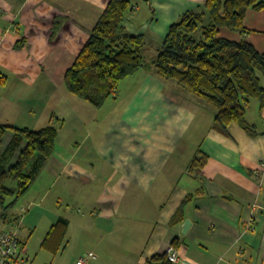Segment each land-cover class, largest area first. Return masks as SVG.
Instances as JSON below:
<instances>
[{
    "label": "crops",
    "instance_id": "crops-1",
    "mask_svg": "<svg viewBox=\"0 0 264 264\" xmlns=\"http://www.w3.org/2000/svg\"><path fill=\"white\" fill-rule=\"evenodd\" d=\"M142 1L144 10L136 5L122 24L148 50L205 2ZM106 2L0 0V123L36 129L52 115L63 120L53 155L10 211L21 255L27 264H73L85 252L95 254L93 264H146L177 238L176 264H264V210L252 206L264 207V105L247 104L254 133L238 124L217 132L215 110L193 96L156 122L148 111L163 81L143 69L121 111L130 112V133L99 125V108L70 95L63 79ZM244 25V39L264 52V8L248 10ZM219 36L240 38L223 28ZM199 154L201 171L189 170ZM60 217L66 241L52 253L42 241Z\"/></svg>",
    "mask_w": 264,
    "mask_h": 264
},
{
    "label": "trees",
    "instance_id": "trees-1",
    "mask_svg": "<svg viewBox=\"0 0 264 264\" xmlns=\"http://www.w3.org/2000/svg\"><path fill=\"white\" fill-rule=\"evenodd\" d=\"M263 8L264 0H205L170 24L159 48L149 54L144 36L122 24L132 9L131 0H107L89 38L65 70L63 85L70 95L100 108L109 98H117L121 80L142 68L163 82L174 81L182 91L211 106L215 110L212 127L217 132L226 135L230 124H238L254 133L246 111L251 99L264 105V52L244 39L250 31L244 19L248 10ZM220 28L240 38L221 37ZM62 124L54 115L36 129L0 123L3 222L15 225L17 217H11L10 211L53 155ZM205 161V155H196L189 170L201 171ZM10 181L15 185H9ZM67 225L65 218H58L42 247L57 253L65 244ZM171 245H178L177 238ZM146 264L173 263L163 253L151 256Z\"/></svg>",
    "mask_w": 264,
    "mask_h": 264
},
{
    "label": "rangeland",
    "instance_id": "rangeland-1",
    "mask_svg": "<svg viewBox=\"0 0 264 264\" xmlns=\"http://www.w3.org/2000/svg\"><path fill=\"white\" fill-rule=\"evenodd\" d=\"M136 5H139L141 8L140 10H144V3L142 0H131V8L136 7ZM132 9L127 13V15L132 11ZM158 44L160 46V41H158ZM155 50H148L149 54H153ZM145 70L143 71L142 68L137 70L133 75L124 78L119 83L116 94L117 98L114 100L112 98H109L107 102L99 109H95L97 112L96 119L99 122V125L107 124L108 122L114 123L116 126L115 128L118 130L116 133L118 136H124V131L130 133V124L128 125L129 121L132 122V117L129 114L130 112H122L123 107H125L126 103L129 101L136 85L138 84L139 80L142 78V76L145 74ZM172 87V89H171ZM64 88V87H63ZM159 88L163 89L161 91V96L157 98V102L155 101V108L152 110H149V114L151 116L157 115L156 122H159L160 119H165L166 117L172 118L174 117V111L176 108H182L185 101H188V98L191 96L187 94L186 92L182 91L178 85L174 81H166L160 84ZM65 89V88H64ZM191 98H193L191 96ZM147 97H145V102L142 105V108H146L148 102H146ZM197 101H200L199 99L194 98ZM147 100H151V98H148ZM250 101H255V99H251ZM139 106V104H138ZM54 107V106H53ZM214 110V109H212ZM109 112V113H108ZM172 112V113H171ZM107 113L111 120H107ZM171 113V114H170ZM124 125V126H123ZM192 146V145H191ZM190 146V149H191ZM187 151V150H186ZM11 186L15 185L14 181H10L8 183ZM20 197L15 204V206L12 208V210H15L19 207L21 203ZM73 264H75V260L73 261Z\"/></svg>",
    "mask_w": 264,
    "mask_h": 264
},
{
    "label": "built area",
    "instance_id": "built-area-1",
    "mask_svg": "<svg viewBox=\"0 0 264 264\" xmlns=\"http://www.w3.org/2000/svg\"><path fill=\"white\" fill-rule=\"evenodd\" d=\"M256 210H264V207L257 202L252 204ZM252 218H249L251 221ZM167 257L176 264L179 260V254L176 247L173 245L167 249ZM96 256L93 252H85L79 256L75 264H93ZM0 264H27L25 258L20 253V244L16 232V227L13 224H7L0 230Z\"/></svg>",
    "mask_w": 264,
    "mask_h": 264
},
{
    "label": "water",
    "instance_id": "water-1",
    "mask_svg": "<svg viewBox=\"0 0 264 264\" xmlns=\"http://www.w3.org/2000/svg\"><path fill=\"white\" fill-rule=\"evenodd\" d=\"M189 225H190L189 220H185L184 225H183V230H182L183 233H186Z\"/></svg>",
    "mask_w": 264,
    "mask_h": 264
}]
</instances>
